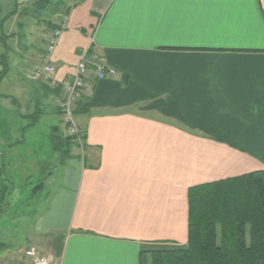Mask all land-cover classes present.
I'll return each instance as SVG.
<instances>
[{
    "label": "crops",
    "instance_id": "0c3cea01",
    "mask_svg": "<svg viewBox=\"0 0 264 264\" xmlns=\"http://www.w3.org/2000/svg\"><path fill=\"white\" fill-rule=\"evenodd\" d=\"M35 1L0 5L5 15L19 4L0 22V34L1 25L13 34L8 50L0 42L9 60L0 106L12 113L5 137L17 140L9 147L27 145L45 116L65 131L59 92L27 78L52 31L23 14ZM65 3L52 21L62 29L56 78L73 77L82 58L117 73L87 78L77 100L87 112L76 116L83 145L65 162L54 154L59 189L26 246L0 236V255L37 247L60 264H144L147 250L188 244L190 187L264 169V0Z\"/></svg>",
    "mask_w": 264,
    "mask_h": 264
},
{
    "label": "trees",
    "instance_id": "16d2710c",
    "mask_svg": "<svg viewBox=\"0 0 264 264\" xmlns=\"http://www.w3.org/2000/svg\"><path fill=\"white\" fill-rule=\"evenodd\" d=\"M53 3L54 0H36L30 9H24L23 14H32L39 19ZM55 3L67 6L65 0H56ZM18 7L19 4L3 15L0 18L1 24L16 15ZM1 12L2 10L0 15ZM46 24L60 29L59 25L51 23L50 20ZM11 35L6 34L4 26L1 25L0 42L6 50L7 39ZM0 65L1 79L9 72L7 52L0 54ZM55 90L62 96L60 87H55ZM86 112V109L77 107L76 102L75 117ZM39 113L38 110L34 113L33 121H36ZM81 135L83 141L85 132L81 131ZM51 141L62 162L70 157L76 144L83 145L77 137L61 131L59 126L53 127ZM188 199V244L147 250V263L264 264V169L190 187ZM3 211L0 204V215ZM4 246L5 243L0 242V250Z\"/></svg>",
    "mask_w": 264,
    "mask_h": 264
},
{
    "label": "rangeland",
    "instance_id": "374dc122",
    "mask_svg": "<svg viewBox=\"0 0 264 264\" xmlns=\"http://www.w3.org/2000/svg\"><path fill=\"white\" fill-rule=\"evenodd\" d=\"M55 1L42 13L43 20H50L52 23L56 12L68 10V7L56 4ZM8 2L9 0H0V5L6 11L12 7ZM3 15L4 12H1L0 17ZM51 29L54 30L53 27ZM11 79L9 78L8 83L15 84V80L11 81ZM39 82L46 83L52 89L59 87L51 80L42 79ZM58 100L59 95L53 98V104L60 109ZM60 113L63 117L61 109ZM11 115V111L0 106V204L4 209L0 215V236L5 239L6 244L20 247L27 244L25 234L30 223L43 213L52 196L60 187L62 172L52 170V163L55 161L54 154L57 152L51 141V128L55 124L59 126V122L45 116L25 134L27 145L23 147L20 144L9 147L8 143H17L15 138L9 140L5 137L8 132L7 128L9 127L11 130L10 119L7 118ZM13 127L12 132L17 130L16 125ZM50 176L51 182H49ZM42 184L45 187L42 188ZM147 260H145V264H149Z\"/></svg>",
    "mask_w": 264,
    "mask_h": 264
},
{
    "label": "built area",
    "instance_id": "2783aa9c",
    "mask_svg": "<svg viewBox=\"0 0 264 264\" xmlns=\"http://www.w3.org/2000/svg\"><path fill=\"white\" fill-rule=\"evenodd\" d=\"M62 29H54L48 36L44 45V60L41 63L33 64L27 73L30 81L42 79L51 80L53 84L61 88L62 96L59 97L58 106L62 110V120L65 132L75 136L82 142V135L78 126L74 109L79 93L86 85L88 77L95 76L98 79L114 77L117 71L105 65L96 67L89 66L82 58L77 64V73L68 79L58 80L55 76L56 67L53 63V56L59 43ZM0 264H60L56 258L49 253L37 248L29 247L19 251H11L0 255Z\"/></svg>",
    "mask_w": 264,
    "mask_h": 264
}]
</instances>
